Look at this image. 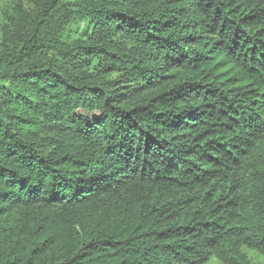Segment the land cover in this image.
<instances>
[{
	"label": "trees",
	"instance_id": "obj_1",
	"mask_svg": "<svg viewBox=\"0 0 264 264\" xmlns=\"http://www.w3.org/2000/svg\"><path fill=\"white\" fill-rule=\"evenodd\" d=\"M264 257V0H25L0 34V264Z\"/></svg>",
	"mask_w": 264,
	"mask_h": 264
},
{
	"label": "rangeland",
	"instance_id": "obj_2",
	"mask_svg": "<svg viewBox=\"0 0 264 264\" xmlns=\"http://www.w3.org/2000/svg\"><path fill=\"white\" fill-rule=\"evenodd\" d=\"M24 1L25 0H0V34L7 15L12 12L13 7L17 3ZM243 251L253 264H264V257L256 251L247 248H244ZM206 264H220V262L216 258H211Z\"/></svg>",
	"mask_w": 264,
	"mask_h": 264
}]
</instances>
